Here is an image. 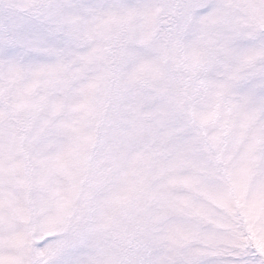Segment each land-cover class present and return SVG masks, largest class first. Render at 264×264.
I'll return each mask as SVG.
<instances>
[{"label":"snow or ice","instance_id":"snow-or-ice-1","mask_svg":"<svg viewBox=\"0 0 264 264\" xmlns=\"http://www.w3.org/2000/svg\"><path fill=\"white\" fill-rule=\"evenodd\" d=\"M0 264H264V0H0Z\"/></svg>","mask_w":264,"mask_h":264}]
</instances>
